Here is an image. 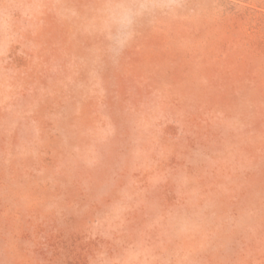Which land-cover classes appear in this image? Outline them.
Segmentation results:
<instances>
[{
    "label": "rangeland",
    "instance_id": "rangeland-1",
    "mask_svg": "<svg viewBox=\"0 0 264 264\" xmlns=\"http://www.w3.org/2000/svg\"><path fill=\"white\" fill-rule=\"evenodd\" d=\"M0 0V264H264V0Z\"/></svg>",
    "mask_w": 264,
    "mask_h": 264
},
{
    "label": "clouds",
    "instance_id": "clouds-1",
    "mask_svg": "<svg viewBox=\"0 0 264 264\" xmlns=\"http://www.w3.org/2000/svg\"><path fill=\"white\" fill-rule=\"evenodd\" d=\"M155 11V0H106L101 18L111 51L121 52L131 40L137 21Z\"/></svg>",
    "mask_w": 264,
    "mask_h": 264
}]
</instances>
